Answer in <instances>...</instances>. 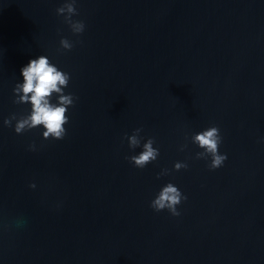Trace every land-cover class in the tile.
Masks as SVG:
<instances>
[{
	"label": "water",
	"instance_id": "95a60500",
	"mask_svg": "<svg viewBox=\"0 0 264 264\" xmlns=\"http://www.w3.org/2000/svg\"><path fill=\"white\" fill-rule=\"evenodd\" d=\"M63 3L0 0V264H264V0H76L80 34ZM41 54L70 73L62 139L3 124ZM212 125L215 169L190 139ZM168 182L178 216L150 206Z\"/></svg>",
	"mask_w": 264,
	"mask_h": 264
},
{
	"label": "clouds",
	"instance_id": "9594fccd",
	"mask_svg": "<svg viewBox=\"0 0 264 264\" xmlns=\"http://www.w3.org/2000/svg\"><path fill=\"white\" fill-rule=\"evenodd\" d=\"M75 4L76 0H64V3L56 8V13L63 16L64 22L70 26L73 34H80L85 29V23L83 20L73 19V16L77 14ZM59 43L64 50H70L74 46V42L66 37H61ZM20 75L22 80H18L12 89L13 102L27 104L29 107L20 114L12 113L5 117L3 124L14 127L17 134L40 127L43 139H62L67 131L65 125L69 122L66 112L75 101L73 93L65 92L69 84L70 73L51 62L48 55L41 54L30 58L20 68ZM13 121H15L14 125ZM141 131V128H136L131 135L125 134L130 148L140 147L142 149L126 157L138 168H144L149 162L155 161L159 155V148L153 146L154 139L152 137L146 140L141 139L139 136ZM190 139L193 144L203 150L197 153V157L210 158L209 168H218L227 159V154L218 150L222 137L217 126L212 125L196 131ZM142 140L143 143H141ZM35 147L34 143L29 145L31 150H35ZM183 147L185 146L182 145L181 150ZM173 167L175 170H180L187 168L188 164L184 161H176ZM30 187L35 188V183L30 184ZM184 199L187 197L178 186L168 182L159 189L151 200L150 206L156 211L167 209L172 215L178 216L180 213L177 205Z\"/></svg>",
	"mask_w": 264,
	"mask_h": 264
}]
</instances>
